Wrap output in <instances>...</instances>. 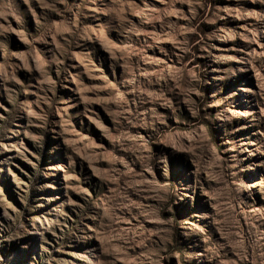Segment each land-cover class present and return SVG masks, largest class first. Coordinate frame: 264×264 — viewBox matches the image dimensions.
<instances>
[{"label":"rangeland","instance_id":"rangeland-1","mask_svg":"<svg viewBox=\"0 0 264 264\" xmlns=\"http://www.w3.org/2000/svg\"><path fill=\"white\" fill-rule=\"evenodd\" d=\"M0 264H264V0H0Z\"/></svg>","mask_w":264,"mask_h":264}]
</instances>
